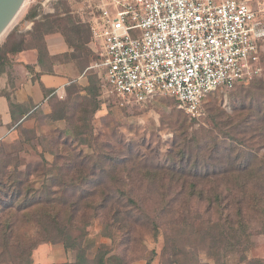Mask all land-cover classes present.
<instances>
[{
    "label": "trees",
    "instance_id": "obj_1",
    "mask_svg": "<svg viewBox=\"0 0 264 264\" xmlns=\"http://www.w3.org/2000/svg\"><path fill=\"white\" fill-rule=\"evenodd\" d=\"M58 14H47L41 21H34L33 31L21 37H16L15 30L10 31L0 45V60H6L8 52L34 47L38 62L48 71L52 70L55 61L71 62L67 58L71 51L58 55H50L47 51L45 37L57 32L65 35L69 47L86 50L85 54L89 57L91 51L85 48L89 35L91 40L88 23L85 27L68 17L60 25L62 19ZM35 17V12L27 15L31 20ZM28 35L30 39H25ZM263 52L261 47V61ZM74 58L71 57L72 60ZM87 66L79 68V73ZM97 76L100 79L99 73L88 77V83L76 92L79 99L73 108L53 117V120L66 121L67 126L55 131L51 141L69 147V151L51 149L49 153L53 160L48 164L42 157L43 169L39 165H27L22 171L18 168L12 172L5 171L0 178V193L4 187L12 191L10 201L0 199V212L11 209L16 212L36 211L41 208L44 210L41 214L31 211L33 219L36 222L50 219L47 224L55 227L52 233L44 225L41 232L19 240L12 232L8 233L6 224L0 221V259L9 254L20 264H31L32 251L40 244L61 243L65 250L77 248L75 261L67 264H87L86 249L81 247L85 234L71 235L61 225H74L75 222L85 225L96 218L102 236L113 238L116 229L120 232L121 242L119 249L113 252L106 244L95 245L94 241H88V247L95 246L92 264H112L111 261L114 264H130L145 258L140 252L143 235L147 232L157 237L159 223L165 226L161 251L165 264H209V261L228 264L232 253L240 262L247 260L256 246L255 237L264 234V79L254 84L253 80L207 93L204 101L214 93H230L233 96L230 111L213 107L210 110V125L197 131H190L178 118L172 121L174 135L164 152L146 141L140 144L129 142L124 152L105 145L109 153L94 158L82 150L76 151L77 132L72 134L74 127L70 119L79 112L84 113L82 106L85 103L95 102ZM72 83L75 81L70 80L66 84V95H70L68 92ZM44 96L47 103L50 100L60 101L53 89H44ZM157 96L160 95L154 97ZM8 99L13 120L10 126L13 128L34 109L41 107H34L29 112ZM62 104L66 109L65 102ZM98 109L95 105L92 114ZM39 171L42 175L56 171L55 177L43 183L41 191L31 186V177ZM131 178L145 184L151 195L157 198L153 214L126 188ZM78 181L81 187L75 188L76 195L63 199L57 197L60 190L66 193V189L75 187ZM2 195L4 198L9 196ZM83 206L89 208L93 215L86 217L83 214L81 219H75ZM59 208L70 210L64 222L54 218L53 213ZM201 249L207 261H201L199 257ZM152 259V256H147L146 263H151ZM246 264H264V261L250 259Z\"/></svg>",
    "mask_w": 264,
    "mask_h": 264
},
{
    "label": "rangeland",
    "instance_id": "obj_2",
    "mask_svg": "<svg viewBox=\"0 0 264 264\" xmlns=\"http://www.w3.org/2000/svg\"><path fill=\"white\" fill-rule=\"evenodd\" d=\"M248 5L257 11L259 17L264 21V0H245ZM97 0H25L19 12L12 20L10 25L0 36V42L4 37L12 30H15L16 37L25 35L27 32H32L34 27V21H41L47 14H58L62 20L60 25L63 24L64 19L70 17L76 24H84L88 17L95 9ZM35 12V19H28V13ZM66 12V13H65ZM63 37L65 41V35L61 32H57ZM15 37V38H16ZM30 35L25 36V39H30ZM89 41L85 44V48L91 51L89 57L85 54L86 51L73 49L68 45V51H71V55L67 58L73 62L76 66V73L69 78L74 80L75 83L70 84L69 94L64 93L63 96L58 99L63 102H55L50 100L44 107H38L19 125L14 127L13 134L7 138L0 140V178L5 171L12 172L16 168L24 170L27 165L37 166L42 168V157L45 158L50 164L53 160V156L49 153L51 149L63 148L69 151V147H63L57 145V143L51 141L54 137L55 131H60L66 128L67 122L64 120H53V117L60 115L61 113L68 111V108H73L76 101L79 99L76 92L85 84L88 83V77H91L99 73V68L94 67L98 62V54L94 51L95 45ZM66 43V42H65ZM75 56L72 60L71 57ZM87 59H89L87 63ZM88 64L83 76L79 75V68ZM262 73L259 79H255L254 83L264 79V52L262 55ZM96 97L95 102L85 103L82 108L84 113L79 112L74 116H71L70 122L73 124L74 130L72 134L77 132L75 146L78 151H83L84 154H90L94 156L106 155L109 153V148L105 145H111L115 151L124 152L125 145L129 142L135 144L146 141L154 148H159L161 152H164L174 135L172 121L177 118L185 123V126L190 131H197L200 127H207L210 125L211 109L213 107L225 109L230 111L233 96L230 93H214L210 95L201 107V115L198 117H190L183 109L178 107L176 101L169 96H157L144 104H136L132 102L122 101L115 94L108 92L101 87L100 79L97 76L96 82ZM68 96V98L66 97ZM62 107V103H64ZM97 105L99 109L92 114L94 106ZM81 108V107H80ZM75 109V108H74ZM63 110V111H62ZM72 110V109H71ZM53 112V113H52ZM52 113V114H51ZM79 118V120H78ZM48 166V165H47ZM5 167L6 170H5ZM45 169V168H44ZM49 168H46L48 170ZM40 172H34L31 177V186L39 191L42 190L43 183L49 181L56 175V171H51L47 174H40ZM126 179V175H122ZM126 188L131 192V195L140 203L145 205L147 210L153 214L157 204V198L152 196L148 191L145 184H141L138 181L131 178L127 181ZM64 188L66 184L63 185ZM75 187H68L66 193L57 194V197L63 199L69 195H76V187H81L80 182H75ZM0 193V199H4L5 202L10 201L11 190L2 188ZM9 195L8 198H4L2 194ZM81 193V191H80ZM36 195V194H35ZM35 197V196H32ZM89 199H92L90 197ZM85 201H88L87 199ZM83 205V204H82ZM33 209L22 210L20 212L11 210H2L0 212V221L6 224L8 233H13L19 240H25L32 237L34 234L41 232L44 225H47V230L52 233L55 229L54 226L47 224V220L43 219L41 222H36L31 216ZM38 214L44 212L41 208L34 211ZM70 210L59 208L57 212H54V218L62 222L66 220ZM91 217L93 212L83 206L82 212L75 216V219H81L80 215ZM65 231L71 235L85 234L82 248L86 249V257L88 259L87 264H92V260L95 255V246L88 247V241H94L95 245L103 243L108 245L113 252L119 249V243L121 238L118 230H114V237L108 238L101 234V226L96 218H92L88 223L82 225V223L75 222L74 225H64ZM159 233L157 237H154L151 233L145 232L143 235L142 246L140 250L142 255L146 258L152 256V262L149 264H165L164 259L161 256L162 247L164 245V233L165 226L163 223H159ZM256 246L251 250L247 260L242 262L238 261L236 255L232 253L227 263L228 264H246L250 259H261L264 261V234L255 237ZM45 244V245H43ZM32 251L31 264H67L75 261L77 254V248L72 247L65 250L61 243H43ZM43 245V246H41ZM153 251V252H152ZM154 253V254H153ZM199 257L201 261H207L204 256V250L199 251ZM145 258L133 261L130 264H147ZM252 261V260H251ZM114 264V261H111ZM0 264H20L14 261L9 254L3 256L0 259ZM209 264H213L209 261Z\"/></svg>",
    "mask_w": 264,
    "mask_h": 264
},
{
    "label": "built area",
    "instance_id": "obj_3",
    "mask_svg": "<svg viewBox=\"0 0 264 264\" xmlns=\"http://www.w3.org/2000/svg\"><path fill=\"white\" fill-rule=\"evenodd\" d=\"M87 23L101 87L122 101L169 96L196 117L207 93L262 73L264 21L245 0H97Z\"/></svg>",
    "mask_w": 264,
    "mask_h": 264
},
{
    "label": "crops",
    "instance_id": "obj_4",
    "mask_svg": "<svg viewBox=\"0 0 264 264\" xmlns=\"http://www.w3.org/2000/svg\"><path fill=\"white\" fill-rule=\"evenodd\" d=\"M6 37L7 35L0 45ZM45 43L50 55L62 54L69 50L58 33L48 34ZM262 49L264 50V43ZM75 68L72 62L55 61L52 70L48 71L38 62V53L34 47L8 52L6 60H0V140L12 135L14 129L10 126L13 120L8 97L29 112L39 105L44 107L47 104L44 89H53L59 97L63 96L69 78L76 73ZM85 71L78 73L83 76ZM17 113L16 111L15 114L18 115Z\"/></svg>",
    "mask_w": 264,
    "mask_h": 264
},
{
    "label": "water",
    "instance_id": "obj_5",
    "mask_svg": "<svg viewBox=\"0 0 264 264\" xmlns=\"http://www.w3.org/2000/svg\"><path fill=\"white\" fill-rule=\"evenodd\" d=\"M25 0H0V36L15 18Z\"/></svg>",
    "mask_w": 264,
    "mask_h": 264
}]
</instances>
